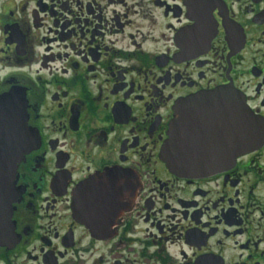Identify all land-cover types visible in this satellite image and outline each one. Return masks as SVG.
<instances>
[{"label": "flooded vegetation", "instance_id": "obj_1", "mask_svg": "<svg viewBox=\"0 0 264 264\" xmlns=\"http://www.w3.org/2000/svg\"><path fill=\"white\" fill-rule=\"evenodd\" d=\"M8 95L30 146L0 264H264V0H0ZM174 120L208 167L161 157Z\"/></svg>", "mask_w": 264, "mask_h": 264}, {"label": "water", "instance_id": "obj_2", "mask_svg": "<svg viewBox=\"0 0 264 264\" xmlns=\"http://www.w3.org/2000/svg\"><path fill=\"white\" fill-rule=\"evenodd\" d=\"M232 99H235V103L231 105L232 117L235 115H243L246 112L245 106L238 108L236 103L237 97L232 95ZM24 114V111H23ZM22 116V109L16 103V101L8 95L7 101L2 103L0 100V161L2 156V161L4 164H7V177L2 179V192L0 193L3 202L0 207V228L6 227L7 223L9 224L11 212H12V203L16 201V196L18 191L14 183V173L15 167L18 162L21 161L25 152L27 151L29 142L27 141L28 131L26 127H18V121ZM248 127L244 130H249L251 123L253 122L250 117L246 120ZM24 123H25V114H24ZM180 127L177 120H174L170 127V138L166 144L163 145L160 154L161 157L165 160L169 168L177 173L192 171L195 170L201 171L203 167H208V163L198 164L197 162H187L180 160L181 154L179 151H176L177 140L180 131ZM240 127L236 120L232 119L231 131L234 134L232 140V157L239 152L240 137L236 135V132L240 131ZM249 146L250 144L247 143Z\"/></svg>", "mask_w": 264, "mask_h": 264}]
</instances>
